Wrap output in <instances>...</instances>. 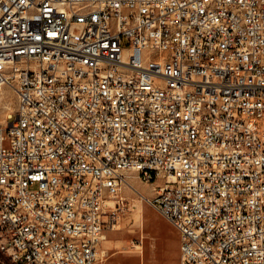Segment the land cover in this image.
Returning <instances> with one entry per match:
<instances>
[{"label": "built area", "instance_id": "1", "mask_svg": "<svg viewBox=\"0 0 264 264\" xmlns=\"http://www.w3.org/2000/svg\"><path fill=\"white\" fill-rule=\"evenodd\" d=\"M0 249L102 264L126 172L178 264H264V0H0Z\"/></svg>", "mask_w": 264, "mask_h": 264}, {"label": "rangeland", "instance_id": "2", "mask_svg": "<svg viewBox=\"0 0 264 264\" xmlns=\"http://www.w3.org/2000/svg\"><path fill=\"white\" fill-rule=\"evenodd\" d=\"M3 91H7V96H1ZM15 107L14 90L2 86L0 126L6 125V119ZM162 180L147 181L135 171L126 172L128 185H124L117 196L123 204L115 220L106 225L100 242L102 264H178V231L145 199L155 194L156 186Z\"/></svg>", "mask_w": 264, "mask_h": 264}, {"label": "trees", "instance_id": "3", "mask_svg": "<svg viewBox=\"0 0 264 264\" xmlns=\"http://www.w3.org/2000/svg\"><path fill=\"white\" fill-rule=\"evenodd\" d=\"M0 264H18L12 261V259L0 249Z\"/></svg>", "mask_w": 264, "mask_h": 264}, {"label": "bare ground", "instance_id": "4", "mask_svg": "<svg viewBox=\"0 0 264 264\" xmlns=\"http://www.w3.org/2000/svg\"><path fill=\"white\" fill-rule=\"evenodd\" d=\"M1 87H2V86H1ZM1 87H0V88H1ZM11 88H12V87H11ZM12 90H13V88H12ZM1 94H2L1 96L5 97V96H7V91H3V92H1ZM9 116H10V114H9ZM9 116H8V117H9ZM159 178H160V177H159ZM161 179H162V178H161ZM126 185H128L127 182H126ZM120 194H121V193H120ZM141 197H144V196L141 195ZM103 238H104V234H103Z\"/></svg>", "mask_w": 264, "mask_h": 264}, {"label": "crops", "instance_id": "5", "mask_svg": "<svg viewBox=\"0 0 264 264\" xmlns=\"http://www.w3.org/2000/svg\"><path fill=\"white\" fill-rule=\"evenodd\" d=\"M157 185H159V184H157ZM178 241V240H177ZM180 239H179V241H178V243H177V253H179L180 252ZM179 255V254H178ZM178 259H179V257H178Z\"/></svg>", "mask_w": 264, "mask_h": 264}]
</instances>
